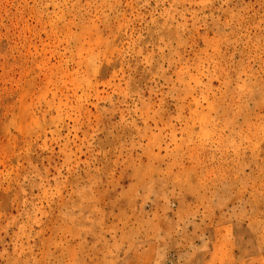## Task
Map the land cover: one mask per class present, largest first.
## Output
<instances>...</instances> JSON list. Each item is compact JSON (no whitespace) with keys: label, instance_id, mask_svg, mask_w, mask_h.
Wrapping results in <instances>:
<instances>
[{"label":"rangeland","instance_id":"1","mask_svg":"<svg viewBox=\"0 0 264 264\" xmlns=\"http://www.w3.org/2000/svg\"><path fill=\"white\" fill-rule=\"evenodd\" d=\"M0 264H264V0H0Z\"/></svg>","mask_w":264,"mask_h":264}]
</instances>
